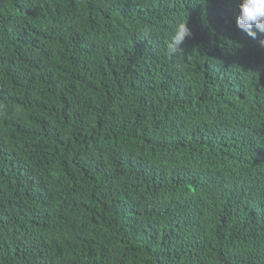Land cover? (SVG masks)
I'll use <instances>...</instances> for the list:
<instances>
[{
    "label": "trees",
    "instance_id": "obj_1",
    "mask_svg": "<svg viewBox=\"0 0 264 264\" xmlns=\"http://www.w3.org/2000/svg\"><path fill=\"white\" fill-rule=\"evenodd\" d=\"M238 3L0 0V264H264Z\"/></svg>",
    "mask_w": 264,
    "mask_h": 264
},
{
    "label": "clouds",
    "instance_id": "obj_2",
    "mask_svg": "<svg viewBox=\"0 0 264 264\" xmlns=\"http://www.w3.org/2000/svg\"><path fill=\"white\" fill-rule=\"evenodd\" d=\"M236 24L253 39L258 32L264 33V0H239ZM190 35L187 21L178 23L169 43V52L174 54L181 50L183 41ZM260 43L264 46V39Z\"/></svg>",
    "mask_w": 264,
    "mask_h": 264
}]
</instances>
